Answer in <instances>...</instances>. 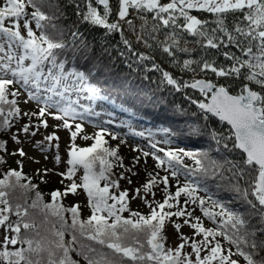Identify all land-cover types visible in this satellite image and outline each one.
<instances>
[{"label":"snow or ice","instance_id":"obj_1","mask_svg":"<svg viewBox=\"0 0 264 264\" xmlns=\"http://www.w3.org/2000/svg\"><path fill=\"white\" fill-rule=\"evenodd\" d=\"M117 4L115 22H109L113 12L110 0H80L76 5L77 15H80L83 21L101 26L108 32L123 34L120 22L123 21L131 26L132 21L127 18L132 11L155 13L153 19L160 20L165 27L170 24L176 25L190 35L202 37L206 41L202 45L205 48L220 49L232 46L239 52V55L229 51L222 53L227 61H231L227 67L217 66L214 61L206 59L200 62L201 72L210 71L217 77L235 76L246 81L242 84L239 94L236 95L231 94L226 85L208 80L194 79L181 84L169 72L159 69L156 65H153V68L162 71L167 84L175 86L177 90H180L181 87H191L199 89L203 95L209 96L208 102L193 101V103L198 104L199 109L203 112L210 113L231 126L235 137L233 148L246 154V158L241 162L242 165L248 166L256 173L251 193L261 206L258 215L261 218V224L264 225V0H169L164 4L160 0H117ZM28 5L35 9L31 13V19L28 18L29 14L26 12ZM101 6L102 13L98 10ZM84 8L87 10L84 11ZM192 9L214 14L216 26L209 32L205 27L206 22L189 14L188 10ZM57 11L60 9L57 8ZM229 12L242 14L233 22L231 28L226 23V14ZM176 13H179V16ZM61 15H63L62 12ZM55 18L54 15H48L42 11L37 6L36 0H0V54H2L0 55V117H3L0 120V128H10L9 117H17L21 114L16 99L21 95V89H27L31 100L39 101L41 97L38 93L45 94L43 95L45 106L40 107L38 113H31V115L40 117L51 115L54 119L63 120V127L68 129H71V125L65 118L70 116L74 118L77 114L76 109L71 105L61 107L60 100H54L53 97L63 98L67 93L73 91H84L93 97L99 94L100 89L89 82V73L74 67L66 69L68 61L61 59L60 53L56 51L65 49L66 44L62 40H53L46 31L49 27H56L51 24ZM180 18L183 19V24H177V20ZM21 21L24 33L21 31ZM33 21L36 29L40 30L39 36L30 26ZM78 35V32L72 33L73 38ZM137 39L140 37L138 36ZM169 39L173 42L172 47H175V34ZM123 43L129 49L131 48L128 39L125 38ZM163 50L169 55H173L170 47H164ZM181 50L187 51V49ZM139 59L148 60L150 57L141 53ZM26 61L29 63L26 64ZM193 63L195 61L185 59L182 70L194 71L191 68ZM251 84L258 85L260 90H253ZM12 85L20 87L15 91H9ZM9 96L13 98L9 99ZM4 106H8L6 116ZM52 107H56L62 115L48 112L47 110ZM85 111H89V109H85ZM23 115L30 114L24 112ZM41 124L45 128L48 127L46 120H41ZM75 129V131H71L73 141H75L77 133L81 131V125L76 124ZM21 130L28 133L29 126L25 124ZM103 131L102 129L95 135L94 143L89 147H77L75 143L70 145L69 159L67 160L69 167L66 173H60V175L71 183L66 186L63 193L59 190L53 191L50 203H44L42 193L39 191H35V198L30 205L13 203L16 198L12 197L8 190L18 185L21 189L33 191L36 186L20 184L22 173L16 170H10L4 179H0V206H2L0 207V227L6 233L3 240L0 241V261H3V264H77L70 256L73 251H77V254L82 256L87 264H151V262H155V264H213V262L238 264L237 260L231 258L234 253L230 249L226 255L221 243L213 242L217 236H223L224 240L235 246L237 253L243 256L247 264H264V257L256 259L258 251L264 250V240L258 239L256 232L262 231L264 228L249 231L251 225L240 214L227 211L223 205L213 202L214 207L221 209L220 212L214 213L204 207L205 201L202 198L198 202L205 217L212 220H215L216 216L226 217L220 221V228L224 230L205 228L199 217L194 218V223L191 219H184V225H188L194 230L193 237L202 236L203 239L196 240L193 237H185L180 233L181 225L174 223L173 226L180 233L179 238L182 242L175 249L165 248L162 242L165 239L162 236V231L166 219L173 216L192 217L191 212L177 207L181 194L187 197L185 204L197 203L198 198L195 195L197 188L190 183L178 187L175 194L172 195L167 190L168 177H162L160 180L165 185L163 202L159 203L156 208H152L148 216L132 212L129 218L122 217L120 213L128 210L129 193L125 189L119 191L117 195L110 192V188L118 190L119 179L126 177L121 174L119 179L112 178L114 165L109 159L115 158L117 161H121L119 166L123 167L122 158L118 156L116 148L104 146L107 142L103 139ZM134 134L144 135L142 132ZM31 135L35 136L36 133L32 132ZM12 138L15 140L16 136L13 135ZM89 138L84 137V139ZM112 138L116 139V136L113 135ZM213 138L216 139V134H213ZM58 139L59 137L55 134L45 137L48 142ZM219 142L217 139V143ZM40 144L41 142L37 141V146ZM3 147L4 145L0 143V148ZM152 147L155 148L156 145L153 144ZM224 147L227 148V144ZM46 150L41 148V151ZM181 153L183 156L195 159L196 165L208 173L209 169L205 168L202 160L198 158L206 157V153H194L182 148L164 152L170 167H176L180 163ZM19 155H25L23 149L19 150ZM144 155L148 156L149 153L144 152ZM153 158L157 161V167L165 163V160L154 154ZM55 159L59 163V155ZM173 161L176 162V165L171 163ZM211 163L214 167L217 166L216 161H211ZM227 163L231 164L234 175L242 176L246 170L241 164ZM78 166L83 169L80 183L73 180ZM47 171L46 169L45 172ZM178 171V168L172 171L171 176L176 177ZM13 177L15 184L10 183V179ZM149 177L143 185L145 193H149L157 183L156 176L149 173ZM101 181H104L103 187L100 186ZM78 189H82L88 198L91 215L87 220L80 219V205L76 204L65 209L58 202L61 196H66L69 193L77 194ZM139 193L140 189H136L137 196ZM247 195L248 192L245 191V199ZM24 199L26 204L27 197L25 196ZM170 201H176V204ZM173 207H177V210L174 212L165 211V208L172 209ZM255 207L253 205V209ZM29 209H37L43 215L41 224H48L49 217H55L60 227L56 228L53 223L52 228L47 230L48 234L41 235L38 230L40 225L36 223L35 217ZM65 212L71 213L70 224L65 220ZM11 215H15L17 219L11 221ZM110 219L111 222H109ZM228 225L234 230L231 234L227 230ZM22 229L24 230L23 234ZM29 230H32L34 234L30 235ZM66 232L71 235V239L68 241H65ZM81 237H86L88 241L95 242V245H99L101 248L106 246L111 250V253H105L93 244L83 243L80 240ZM209 237H212L213 240H210ZM189 243L195 260L189 258L190 254H185L182 251ZM17 244L27 245V247L13 250L8 247ZM242 244L245 248H250L251 251L241 248ZM73 245H78V249L73 248ZM146 246L150 248V251L146 250ZM205 250H207L206 254L201 255Z\"/></svg>","mask_w":264,"mask_h":264},{"label":"trees","instance_id":"obj_2","mask_svg":"<svg viewBox=\"0 0 264 264\" xmlns=\"http://www.w3.org/2000/svg\"><path fill=\"white\" fill-rule=\"evenodd\" d=\"M79 2L80 0H36L37 6L42 11L56 17L51 21V24L56 27H49L46 31L53 40H62L66 44L65 49L56 50L60 53L61 59L68 61L66 69L74 67L80 71L89 73V82L95 84L100 89L99 94L94 97L82 91L87 96L88 102L92 106L103 105L107 107L118 114L123 120L137 125L147 126L149 128L148 130L157 135L164 143L168 141L165 144L170 147L167 146L164 152L182 148L185 151L207 154L206 157L201 156L198 158L202 160L205 168L209 169L208 173L196 165L195 159L183 156L182 153L180 154L181 161L178 165L174 161L171 162L176 167H170L168 158L164 155V159H166L165 170H167V172H164L162 168L157 169L152 164L150 165L148 159L142 158L139 154H134L126 145H118L115 139L110 137L107 132H103V139L107 142L104 146L116 148L118 156L122 158L123 163V167H120L119 164L121 161H117L115 158H109L114 165L112 178L119 179L121 174L126 177L119 179L118 190L110 188V192H114L117 195L119 191L125 189L129 193L128 210L120 213V215L124 218H129L132 212H138L143 216H148L152 208H156L165 199V185L160 180L162 177H168L167 190L170 194L174 195L177 188L185 184L178 177L171 178V174L168 175V173L178 168V173L188 177V183L193 184L197 188L195 195L198 199L195 204H185L187 197L181 194L178 198L177 207L191 212L192 217L173 216L166 219L165 224L170 222L173 225L174 223H178L181 227L185 226L188 230L185 231V229L182 231V234L185 237H193L194 230L188 225H184L183 221L184 219H191L194 223V218L199 217L205 228L223 231L224 229L220 228V221L226 219V217L216 216L215 220L205 217L200 210L198 202L202 198L205 201L204 207L214 213L220 212L221 209L214 207L213 202L223 205L227 211L240 214L251 225L248 229L249 231L264 228V225L261 224V218L258 215L261 206H259L255 196L251 193V187L256 173L248 166L242 165L241 162L246 156L239 149L233 148L234 137L229 126L210 113L203 112L199 109L198 104L193 103V101H205L207 96L191 87H181L180 90H177L175 86L167 84L162 75V71L153 68V65H156L159 69L169 72L181 84L184 81L191 82L194 79L202 78L216 84L226 85L230 93L236 95L239 94L242 84L246 83V81L235 76L225 78L217 77L210 71L201 72L200 62L206 59L214 61L217 66L222 65L227 67L231 64V61H227L222 53L229 51L239 55L237 49L232 46L222 47L220 49L205 48L202 45L206 41L202 37L190 35L184 29L176 27V25L170 24L165 27L160 20L153 19L155 13L149 12H146V20L150 21L152 26L148 27V32L142 36L137 35L133 38L130 35V28L133 27L134 23L132 14L127 18L132 21L131 26L123 21L120 22L123 34L120 32H108L107 29L101 26L83 21L82 17L77 15L78 9L76 5ZM160 2L164 4L168 3L169 0H160ZM110 4L113 12L109 18V22H115L116 11L118 10L117 0H110ZM81 7H83L82 4ZM57 8L60 11H57ZM34 10L31 5L26 7L29 19H31V13ZM86 10L84 8V11ZM98 10L102 13V6ZM188 11L190 15H194L206 22L205 27L209 32L216 26V16L214 14L196 9ZM61 12L63 15H61ZM176 15L179 16V13H176ZM241 16L242 14L240 12H229L226 14V23L231 28L233 22ZM183 23L182 18L177 20V24ZM22 24L23 22L21 21V31L24 33ZM30 26L37 36L41 34L40 30L36 29L34 21ZM128 26L130 27L129 29L127 28ZM138 27L140 29L142 25ZM73 32H78L79 35L73 38ZM173 34L181 40L195 43L194 47L189 52L180 51L172 47L173 42H171L169 37ZM138 36L140 39H137ZM125 38L130 42V49L123 43ZM164 47H170L173 55L164 52ZM141 53L149 56L150 59H139V54ZM185 59L195 61L191 65L194 71L182 70ZM250 86L253 90H260L258 85L251 84ZM15 90L16 87L14 85L10 86L9 91ZM12 98L9 96V99ZM16 99L18 101L17 106L21 109V114L17 117H9L11 122L10 128H0V143L4 145L3 148H0V179H4L10 170H16L22 173L20 184H32L36 186V189L33 191H26L18 185L10 190L6 189L11 192L12 197L16 198L13 200V203H20L25 206L30 205L35 198V191L42 193L44 203H50L52 202L51 193L56 190L63 193L71 181L61 176L58 182H38L39 174L26 163L25 151L23 150L25 153L24 156L19 155V150L22 148L17 146L12 138L17 131L16 128L22 129L23 125L27 124L29 131L32 132L37 128V125H42L41 120H43V117L32 116L31 114L28 116L23 115L25 111L20 106L19 97ZM4 107L6 116L8 106ZM2 119L3 117H0V120ZM96 134L86 135L82 132L80 138H76L75 141L70 137L66 149V166L62 173H66L69 167L67 160L69 159L68 151L70 145L75 143L77 147H89L94 143ZM213 134H216V139L213 138ZM8 135L10 136L8 137ZM86 136L90 138L84 139ZM217 139H219V143H217ZM225 144H227V148L224 147ZM211 161H216L217 166L214 167ZM227 162L241 164L246 170L242 176L234 175L231 164ZM213 172L216 174L213 175ZM149 173L157 177V183L151 190V194L153 195L154 193L156 199L152 203L147 202L149 204L146 206L148 207L147 209H143V207L138 208L134 204L135 199L132 198L134 195L132 191L136 193V189L140 187L138 184L140 179L144 180V184L147 182L150 178ZM81 176H83V169L78 166L73 180L80 183ZM132 176L134 177L131 178ZM129 180H131L132 188L128 185ZM10 183L15 184L14 177L10 179ZM38 183L39 185H37ZM103 184L104 181H101L100 186L103 187ZM245 191L248 192L246 199L244 198ZM80 194L84 198V204L77 201L78 195ZM25 196L27 197L26 204ZM58 202L65 209L76 204L80 205L79 212L81 220H87L91 215V209L88 207V198L82 189H78L75 195L69 193L66 196H61ZM170 202L176 204V201ZM253 205L256 206L255 209H253ZM177 207H173L172 209L165 208V211L174 212L177 210ZM157 210L159 211L158 208ZM29 211L35 217L36 223L40 225L38 230L41 235H47V230L52 228L53 223H55L56 228L60 227L55 217H49L48 224H41L43 215L37 209H29ZM64 216L67 223L70 224L71 213L65 212ZM16 219L17 217L15 215L10 216L11 221H15ZM109 222H111V219ZM227 230L229 234L234 231L230 225L227 226ZM21 231L23 234L24 230L22 229ZM29 234L32 235L34 233H32V230H29ZM256 237L264 240V230L257 231ZM193 238L196 240L203 239L202 236H195ZM70 239L71 235L66 232L65 241ZM209 239L213 240L212 237H209ZM80 240L85 244H93L105 253H111V250L107 249L106 246L101 248V246L95 245V242L88 241L86 237H81ZM215 241L221 243L224 254L227 255L230 249L234 253L231 256L232 259L237 260L238 264H247L243 256L237 253V248L224 240L223 236L215 237L213 242ZM180 242L182 241L180 240ZM19 247H27V245L17 244L16 248ZM72 247L78 249V245H73ZM240 247L246 251H251L250 248H245L243 244ZM146 250L150 251V248L146 246ZM182 251L185 254H190L189 258L195 260V255L191 253L190 243L186 244ZM206 251L202 252L201 255L206 254ZM70 256L77 264H87V261L77 254V251L71 252ZM261 257H264V250L258 251L256 255V259H260ZM151 264H155V262H151ZM213 264H218V262H213Z\"/></svg>","mask_w":264,"mask_h":264},{"label":"rangeland","instance_id":"obj_3","mask_svg":"<svg viewBox=\"0 0 264 264\" xmlns=\"http://www.w3.org/2000/svg\"><path fill=\"white\" fill-rule=\"evenodd\" d=\"M132 15L134 18L133 27H127L131 30V37L135 38L137 35L142 36L143 34L147 33L148 27L152 26L150 21L146 20L147 17H143L138 13H132ZM139 25H142L140 29L138 27ZM194 45L195 43L193 42H187L176 37L175 48H177V50L182 51L181 49H187V51L184 52H189L194 47ZM25 63L27 64L29 61H26ZM14 86L16 89L20 87L19 85ZM38 95L41 97L39 101L31 100L29 99L27 89H21V95L19 96L21 108L29 114L38 113L39 108L45 106V102L43 101V95L45 94L41 92L38 93ZM53 99L60 100L61 107L71 105V107L76 109L77 114L74 118L71 116L65 118L71 125V129L63 127V120L54 119L51 115H45L43 120L47 121L48 127L45 128L43 125H37V128L32 131L36 133L35 136L31 135V131L24 133L19 128H16L17 131L14 133L17 136V139L14 140L15 144L21 147L26 153V163L31 167V169L39 174L38 182H58L61 178L60 173L63 172L66 166V149L70 141L71 131L76 130V124L81 125V131L77 133L76 138H80L82 132L86 135H93L94 133L101 132L103 129V132H107L110 137L113 135L116 136L115 141L118 143V145H126L133 151L134 154H139L142 158L148 159L150 165L152 164L157 169L162 168L164 172H167V170H165V163L160 167H157V161L153 158V154L166 161V159H164V151L160 150H165L167 146H170L166 145L157 135L149 131L147 126L137 125L127 120H123L118 114L103 105L92 106L88 102L87 96L82 91H73L67 93L63 98L53 97ZM85 109H89V111H85ZM47 111L62 115V113L58 112L56 107L49 108ZM139 132H142L144 135L141 136L134 134ZM52 134L58 136L59 139L53 140L52 142L46 141L45 137ZM9 136L10 135H8V137ZM37 141L41 142L39 146H37ZM153 144L156 145L155 148L152 147ZM41 148H45L47 150L41 151ZM144 152H148L149 155L145 156ZM57 155L60 157L59 163H57L55 159ZM46 169L48 170L47 172H45ZM170 174L171 173H168V175ZM133 177L134 176L131 178ZM176 177H178V179L182 182L188 183V177H185L183 174L178 173ZM171 178L173 177L171 176ZM139 182L138 184L140 187L137 188L140 189L139 195L137 196L136 193L132 191L134 194L133 197H136L134 204L138 208L143 207V209H147L148 207L146 206L149 205L148 203H152L156 199V195H152V191L145 193L143 190L144 180L140 179ZM37 185H39V183ZM128 185L132 188L131 183L128 182ZM77 201L81 204H84V198L81 194L78 195ZM185 229L186 227L182 226L180 228V233H182V231ZM187 230L188 229L185 231ZM180 233L176 231L172 223L167 222L165 224V227L162 231V236L165 239L162 242L164 243L166 249H175L181 243L179 238ZM5 234L6 233L4 232L3 228L0 227V241L3 240ZM8 247L10 250H13L16 248V245H9ZM0 264H3V261H0Z\"/></svg>","mask_w":264,"mask_h":264},{"label":"water","instance_id":"obj_4","mask_svg":"<svg viewBox=\"0 0 264 264\" xmlns=\"http://www.w3.org/2000/svg\"><path fill=\"white\" fill-rule=\"evenodd\" d=\"M203 80H205V79H203ZM196 90H199V89H196ZM208 99H209V96H207V98H206V101H203V102H208ZM217 119H219L218 117H216ZM223 122H225L226 124H227V122L226 121H223ZM228 125V124H227ZM229 127H230V129H231V131H232V133H233V130H232V128H231V126L230 125H228ZM234 136V135H233ZM234 139H235V137H234ZM241 151V150H240ZM242 152V151H241ZM244 154V153H243ZM245 156H246V154H244Z\"/></svg>","mask_w":264,"mask_h":264},{"label":"bare ground","instance_id":"obj_5","mask_svg":"<svg viewBox=\"0 0 264 264\" xmlns=\"http://www.w3.org/2000/svg\"><path fill=\"white\" fill-rule=\"evenodd\" d=\"M206 101V100H205ZM216 118V117H215ZM219 120V119H218ZM223 122V121H222ZM225 123V122H224ZM226 124V123H225ZM230 128V127H229Z\"/></svg>","mask_w":264,"mask_h":264}]
</instances>
